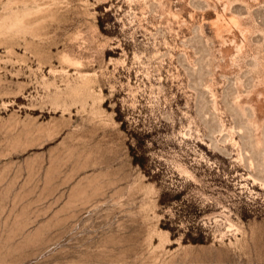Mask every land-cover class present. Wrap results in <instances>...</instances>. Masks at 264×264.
Returning <instances> with one entry per match:
<instances>
[{
    "label": "rangeland",
    "instance_id": "374dc122",
    "mask_svg": "<svg viewBox=\"0 0 264 264\" xmlns=\"http://www.w3.org/2000/svg\"><path fill=\"white\" fill-rule=\"evenodd\" d=\"M0 264H264V0H0Z\"/></svg>",
    "mask_w": 264,
    "mask_h": 264
}]
</instances>
